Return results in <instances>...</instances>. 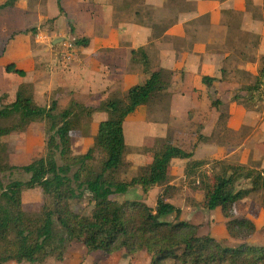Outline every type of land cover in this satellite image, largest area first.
Listing matches in <instances>:
<instances>
[{"label": "crops", "instance_id": "obj_1", "mask_svg": "<svg viewBox=\"0 0 264 264\" xmlns=\"http://www.w3.org/2000/svg\"><path fill=\"white\" fill-rule=\"evenodd\" d=\"M60 4L62 13L57 0H17L12 8L0 11V35L7 34L0 58L6 55V66L24 71V77L8 74L19 77V86L34 83L42 100H55L61 108L72 99L98 107L148 79L149 73L132 60V52L143 49L149 71L168 72L170 84L166 92L153 94L148 105L126 117V150L145 140L153 146L165 141L191 153L192 161L264 170V103L243 101L247 89L261 78L264 64V0H61ZM81 38L87 45L74 44ZM58 39L61 42L54 44ZM66 53L71 59L63 66ZM205 77L213 79L209 85L203 82ZM141 108L145 118L150 113L149 123L132 117ZM107 118L106 113L92 116L90 133L80 137L85 145L93 143L99 123ZM128 121H134L131 129ZM125 162L130 164L129 173L138 170V155ZM187 162L171 161L170 186L178 188V182L185 180ZM242 188L251 185L246 182ZM183 189L190 197L194 193L187 186ZM255 196L260 194L235 204L236 217L254 223L252 237L264 225L261 198L253 201ZM180 220L192 223L189 218Z\"/></svg>", "mask_w": 264, "mask_h": 264}, {"label": "trees", "instance_id": "obj_2", "mask_svg": "<svg viewBox=\"0 0 264 264\" xmlns=\"http://www.w3.org/2000/svg\"><path fill=\"white\" fill-rule=\"evenodd\" d=\"M16 1L4 0L0 11L12 8ZM60 3L61 0H57L62 13ZM30 32L35 33V29ZM87 43L85 38L74 40L78 46ZM132 60L149 73L148 79L130 88L124 96L102 101L98 107H87L73 99L65 108L55 100L48 106H40L25 85L18 87L13 101L6 94L0 97V173L20 171L29 176L26 181H10L7 185L0 179V264L10 261L37 264L49 256L61 259L70 243H80L88 252L104 254L123 250L132 255L145 251L150 256V264H264V243L223 247L209 235H198L200 225L180 219L163 220L181 214L180 208L169 202L177 190L169 185L170 163L174 159L188 160L184 176L192 178V190L202 196L198 201L190 200V206L206 211L218 209L226 220L229 238L245 241L256 233V227L251 220L236 217L235 204L252 194H260L264 208V170L220 161L214 162L209 171H199L209 163L192 161L191 153L165 141H156V148L147 150L151 151L152 160L146 173L128 182L115 180L114 176L125 163L124 120L137 107L148 105L153 94L166 92L170 84L168 72L149 71L143 49L133 51ZM5 72L19 77L25 75L13 64L7 65ZM260 76L247 89L249 95L244 103L263 100L264 64ZM212 80L203 78L206 85ZM96 113H106L108 118L98 125L95 146L84 154H73L74 124L80 118L92 119ZM35 123H44V156L27 165H8L6 146L1 139L15 132L23 133ZM95 147L104 155L99 171L88 165L93 160ZM246 182L251 185L250 189L242 188ZM136 186L144 195L154 187L163 188L154 208L144 202L118 203L112 199ZM35 188L41 190L45 202L38 213H26L21 196ZM86 194L93 204L92 218L70 209V202L81 200ZM56 224L59 231L55 229Z\"/></svg>", "mask_w": 264, "mask_h": 264}, {"label": "rangeland", "instance_id": "obj_3", "mask_svg": "<svg viewBox=\"0 0 264 264\" xmlns=\"http://www.w3.org/2000/svg\"><path fill=\"white\" fill-rule=\"evenodd\" d=\"M39 1V0H38ZM51 23V21H48ZM37 29V28H36ZM17 35V34H16ZM4 39H7V34L0 35V48L4 46ZM5 56L0 58V97L6 94L9 97L10 101H13L15 92L19 86V77L15 78L14 76L8 75L5 72L6 62ZM4 64V66H3ZM36 84V83H35ZM29 91L32 92L33 97L37 102L36 104L40 106H48L50 102L48 100H42L41 91L37 94L34 83L25 84ZM63 105V104H61ZM134 119L138 118L139 122L149 123L150 122V113H148L147 118H145L144 108H141L132 114ZM92 119L80 118L74 124V128L72 131L73 141L71 143V149L73 147L72 153H85L89 147L95 146V140L91 145H85L80 139L81 134L90 133V124ZM134 121H128L127 127L129 129L132 128ZM146 131L147 128H146ZM145 131V132H146ZM131 132L130 130V137ZM145 140V139H144ZM2 143L6 146V155L8 165L11 166H23L27 165L33 160L44 156L45 153V142L46 136L44 132V123H35L31 124L29 128L23 133H12L6 137L1 139ZM84 144V145H83ZM161 146V144H160ZM155 145H151L148 140H145L142 145H138V148H133V146H127V150L125 152V161L126 159H132L138 155V170L135 173H129L130 164L124 163L123 167L120 169V173H117L114 178L115 180H122L128 182L131 178L135 176H139L144 174L148 170L149 162L152 158L151 151H147L148 149H155ZM103 153L101 149L95 147L93 160L88 163V165L95 171L100 170V163L103 160ZM135 160V159H134ZM61 164V162H58ZM212 167H214L213 163H210L208 167L205 168L206 171H209ZM75 171V170H74ZM0 179L4 185H7L10 181L20 180L26 181L29 179V176L20 172V171H5L0 173ZM191 181L192 178H185V180L181 179L178 182L179 187L173 193V196L169 200L170 203L180 208L181 214L179 217L176 215H170L163 218L164 221L174 222L180 218L186 219L189 218L195 225H200V229L198 235H209L219 241L223 247H237L242 243L250 244V245H258L262 244L264 240V225L260 227V230L257 235L254 237H250L249 239L242 241L238 239L229 238L226 234L225 230V221L222 220L220 211H206L201 209H193L190 206L191 201H198L197 199H201V195L198 194H190L188 191H184V187L187 186V190L191 189ZM162 187H155L147 194L144 195L141 191V188L136 186L129 190V192L125 195H119L112 197V199L118 203H122L125 201H138L144 202L149 207L154 208L156 204V197L161 192ZM195 194V196H194ZM88 194L84 196L81 200H76L70 202V209L72 212L92 218L93 204L90 203ZM260 200L259 196L253 197V201ZM22 201V209L26 213H38L42 204L45 202V198L39 188H35L33 190L23 192L21 196ZM247 204V206H249ZM241 206V211H242ZM55 229L59 231V226L56 224ZM4 264H29L27 262L16 263L14 261H10ZM37 264H150V256L145 251H140L132 255H128L125 251H119L111 254H104L102 252H88L87 249L80 243H70L67 245L63 256L61 259L56 256H49L44 260L38 262Z\"/></svg>", "mask_w": 264, "mask_h": 264}, {"label": "built area", "instance_id": "obj_4", "mask_svg": "<svg viewBox=\"0 0 264 264\" xmlns=\"http://www.w3.org/2000/svg\"><path fill=\"white\" fill-rule=\"evenodd\" d=\"M71 59V55L69 53L64 54L63 57V66H66L68 61ZM263 103H264V98H263Z\"/></svg>", "mask_w": 264, "mask_h": 264}, {"label": "water", "instance_id": "obj_5", "mask_svg": "<svg viewBox=\"0 0 264 264\" xmlns=\"http://www.w3.org/2000/svg\"><path fill=\"white\" fill-rule=\"evenodd\" d=\"M60 42H61V39H58V40L54 41V44L60 43Z\"/></svg>", "mask_w": 264, "mask_h": 264}]
</instances>
